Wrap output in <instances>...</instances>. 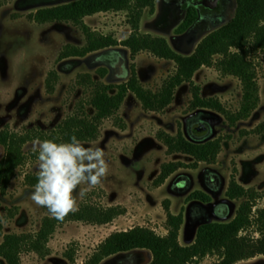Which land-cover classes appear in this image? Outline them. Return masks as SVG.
Returning <instances> with one entry per match:
<instances>
[{
	"label": "rangeland",
	"instance_id": "obj_1",
	"mask_svg": "<svg viewBox=\"0 0 264 264\" xmlns=\"http://www.w3.org/2000/svg\"><path fill=\"white\" fill-rule=\"evenodd\" d=\"M64 1L67 0H0V130L8 128L25 133L42 129L50 132L71 115H94L96 110L90 105V100L95 87L81 74H91L96 81L106 84L122 83L130 77L135 63L142 84L157 91L176 69L174 61L143 53L147 51L140 52L133 59L123 47L58 62V54L65 44L82 46L86 43L84 33L72 22L39 24L31 20L29 14ZM163 1L170 2L158 0L160 7L162 3L164 5ZM192 1L197 2L203 18L186 34V39L174 41L172 34L177 33L175 29L163 33L183 54H189L200 37L204 38L212 30L228 23L236 12V0H216L214 5H209L207 0H184L176 20L182 13L186 15V8ZM150 15L147 10L141 21L145 32H154L148 24ZM85 21L95 30L114 34L119 40L130 35L131 26L125 11L101 12ZM182 44L188 46L187 50L175 47H183ZM108 51H118L126 59L129 70L126 78L123 77L124 67L113 68L110 65L115 62L110 59L113 53L105 55ZM258 61L262 63L259 69L261 103L248 119L238 121L235 126L216 110H190L192 94L188 82L178 87L174 102L163 112H146L135 93L130 91L119 112L103 120L98 137L93 141L80 142L85 148L103 150L108 164L106 176L83 198L79 192L88 187L86 183H81L73 192L78 210L86 204L102 208L121 204L127 208V213L103 225L74 220L61 223L49 241L50 254L41 257L34 251L25 250L21 253L22 264H85L96 247L112 232L135 226L148 227L166 235V200H170L174 214L184 213L180 242L190 245L196 240L200 224L232 220L241 203L247 199L232 200L228 197L227 189L233 175L241 185L259 193L253 208V217L256 218L264 207V55ZM105 67L108 73L102 77L98 71ZM53 70L60 77L54 92L48 93L46 79ZM195 78L202 87L203 97H218L232 112L240 109L243 90L237 77L222 75L214 67H205L196 72ZM123 123L126 124L125 129L120 128ZM198 124L208 127V133L203 137L195 130ZM256 128L260 132H243ZM160 130L173 135L181 130L195 142L221 137L222 151L216 163L200 162L197 168H181L164 184L155 186L153 183L160 174L162 163L181 160L191 164L195 161L187 154H168L167 146L157 138ZM32 148L33 141L24 146L26 162L17 169L7 192H0V218L4 233L0 236V243L8 233L37 232L43 218L50 216L46 208L32 201L34 186L26 182L27 174L39 171L38 159L33 156ZM4 155L5 147L0 145V160ZM198 191L209 195L212 201L206 203L196 199ZM220 203L226 204L230 212L220 214ZM241 235L259 237L257 224L243 230ZM151 260V252L135 250L109 257L102 264H147ZM219 260V254H209L189 264H216ZM0 264L7 262L0 258ZM237 264H264V256Z\"/></svg>",
	"mask_w": 264,
	"mask_h": 264
},
{
	"label": "trees",
	"instance_id": "obj_2",
	"mask_svg": "<svg viewBox=\"0 0 264 264\" xmlns=\"http://www.w3.org/2000/svg\"><path fill=\"white\" fill-rule=\"evenodd\" d=\"M236 2L233 18L209 32L192 54L178 52L164 36L142 33L141 21L144 12L149 9V12L154 14L156 0H67L31 12L29 18L39 24L72 22L84 33L86 43L82 46L65 44L58 54V62L72 57H85L105 49L127 47L133 59L140 52L147 51L157 58L174 61L176 69L167 76L157 91L142 84L135 63L132 64L130 77L122 83L106 84L96 81L91 74H81V77L86 76L88 82L95 87L90 100V105L96 110L94 115H71L50 132L42 129H33L25 133L11 131L8 128L0 130V145L5 147V155L0 160V192L2 194L7 192L17 169L26 162L24 146L28 142L39 139L52 140L58 144L68 143L73 135L80 142L95 140L103 120L119 112L130 91L135 93L146 112H163L174 102L178 87L188 82L192 94L189 102L190 110H216L225 115L232 126L240 120L248 119L261 103L259 69L262 63L258 58L264 55V23H262L264 0H236ZM119 11L127 13L128 23L131 26L130 35L122 40L114 34H104L95 30L85 21L86 17L97 13ZM199 19L197 2L192 1L186 8V15L176 28V32L178 34L187 32ZM117 52L108 51L105 55L109 56ZM204 66L214 67L222 75L234 76L241 81L243 97L237 112L228 110L218 97L201 95L202 87L195 82L194 75ZM98 73L105 77L108 68L99 69ZM59 77L56 70L49 72L46 79L48 93L54 92ZM120 128L125 129L126 124H121ZM262 128L264 129V124ZM243 132L257 133L260 129ZM157 138L167 146L168 154H187L195 161L191 164L181 160L162 163L160 174L153 183L155 186L164 184L181 168H197L200 162L216 163L222 151L221 137L195 142L189 140L181 130L176 135L160 130ZM33 154L37 158L38 153ZM26 182L35 186L37 173L27 174ZM227 195L232 200L247 199L241 203L232 220L207 221L200 224L196 240L190 245H183L180 242V232L185 220L184 213L174 214L170 209V200H166L164 201L168 229L166 235H160L144 226L114 231L96 247L85 264H102L109 257L135 250H147L152 253V260L147 264H189L209 254H219L220 260L216 264H237L243 260L264 256V207L258 211L256 218L253 217L254 201L260 196L259 193L241 185L233 175ZM195 196L196 199L206 203L212 201L211 197L202 191L195 193ZM125 213L127 208L121 204L106 208L86 204L74 213H70L63 222L45 216L40 229L35 233L5 234L0 243V258L7 264H22L21 253L25 250L34 251L39 256L45 257L50 254L49 241L61 223L74 220L103 225L111 223ZM253 224L258 226L259 237L241 235L243 230ZM3 234L0 218V236ZM69 258L73 259V256Z\"/></svg>",
	"mask_w": 264,
	"mask_h": 264
},
{
	"label": "clouds",
	"instance_id": "obj_3",
	"mask_svg": "<svg viewBox=\"0 0 264 264\" xmlns=\"http://www.w3.org/2000/svg\"><path fill=\"white\" fill-rule=\"evenodd\" d=\"M32 151L38 153L39 171L31 199L59 222L78 210L73 197L78 186L81 183L88 185L79 192L83 198L108 172L103 150L85 148L75 135L71 136L70 142L59 144L36 139Z\"/></svg>",
	"mask_w": 264,
	"mask_h": 264
},
{
	"label": "crops",
	"instance_id": "obj_4",
	"mask_svg": "<svg viewBox=\"0 0 264 264\" xmlns=\"http://www.w3.org/2000/svg\"><path fill=\"white\" fill-rule=\"evenodd\" d=\"M164 2V5H163V3L161 4V7H160V5H159V2H158V0H156V10H155V13L154 14H151L150 15V20H149V25H150V27L154 30V32L153 31H148V32H145V30L143 29V27L141 26V31H142V33H150V34H153V35H158V36H164V34L163 33H170L169 31L171 30V29H175L176 30V28L179 26V24L182 22V20L184 19V16H185V12L184 13H182V16H180V19H178V20H176L175 18H173V19H171V17H172V15L170 16V17H165L164 16V11H165V7H166V1H163ZM147 10L149 11V9H146L145 10V12H144V15H145V13L147 12ZM150 13V12H149ZM99 14V13H98ZM95 15H97V14H95ZM94 15V16H95ZM144 15H143V17H144ZM88 17H93V16H88ZM87 18V17H86ZM85 18V19H86ZM203 18V15L201 14V12H200V19H199V21L197 22V23H195L194 24V26L193 27H191L187 32H185V33H183V34H172V38L174 39V41H176L177 39H179V38H181V39H183V38H185V36H186V34H188L191 30H193V28L195 27V26H197L198 25V23L201 21V19ZM141 25H142V23H141ZM129 33H131V31L129 32ZM129 36V35H128ZM127 36V37H128ZM126 37V38H127ZM164 37H166V36H164ZM167 38V37H166ZM168 39V38H167ZM186 39V38H185ZM185 39H184V41H185ZM203 39V37H200V39H199V41H198V44H199V42L201 41ZM120 40H122V39H120ZM168 41H169V39H168ZM170 42V41H169ZM171 44V43H170ZM197 44V45H198ZM172 45V44H171ZM197 45L193 48V50L189 53V54H192L194 51H195V49H196V47H197ZM182 46L183 47H180V46H175V47H177V48H179V49H181V51H182V49H186L187 50V47L188 46H186V45H183L182 44ZM185 47V48H184ZM125 50H126V52L127 53H129V55H130V49H128L127 47H123ZM174 48V47H173ZM175 49V48H174ZM143 53H148V52H143ZM182 53H184V52H182ZM148 54H150V53H148ZM139 55V54H138ZM202 68H205V66L204 67H202ZM201 68V69H202ZM196 75V74H195ZM195 75H194V80H195V82H196V78H195ZM230 77V76H229ZM130 93V92H129ZM129 93H128V95H129ZM127 95V96H128ZM168 109V107L165 109V110H167Z\"/></svg>",
	"mask_w": 264,
	"mask_h": 264
},
{
	"label": "flooded vegetation",
	"instance_id": "obj_5",
	"mask_svg": "<svg viewBox=\"0 0 264 264\" xmlns=\"http://www.w3.org/2000/svg\"><path fill=\"white\" fill-rule=\"evenodd\" d=\"M182 2H184V0H170V2L166 4L164 16L170 17L172 15L171 19L178 18L179 12L183 9ZM110 59L115 62V64H113L114 67H123L124 60L119 52L113 53V56H110Z\"/></svg>",
	"mask_w": 264,
	"mask_h": 264
},
{
	"label": "water",
	"instance_id": "obj_6",
	"mask_svg": "<svg viewBox=\"0 0 264 264\" xmlns=\"http://www.w3.org/2000/svg\"><path fill=\"white\" fill-rule=\"evenodd\" d=\"M207 2H208L209 5H214L216 3V0H207ZM110 65L114 68L113 64L110 63ZM123 67H124V70H125V73H124L123 77L126 78L128 76V74H129V70L127 69L126 59L123 62ZM195 130H196L197 134L199 136H201V137L205 136L208 133V127L204 126V125H200V124L195 125ZM218 205H219V213L220 214L225 215V214L230 212V208H228V206L226 204L220 203Z\"/></svg>",
	"mask_w": 264,
	"mask_h": 264
}]
</instances>
